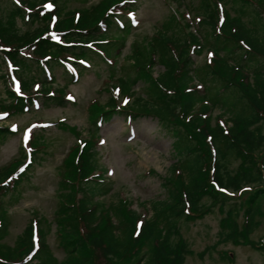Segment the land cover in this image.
<instances>
[{"label": "trees", "instance_id": "16d2710c", "mask_svg": "<svg viewBox=\"0 0 264 264\" xmlns=\"http://www.w3.org/2000/svg\"><path fill=\"white\" fill-rule=\"evenodd\" d=\"M70 1L8 0V8L0 11V78L9 94L8 100L0 102V116L6 118L41 104H62L67 99L58 88V75L67 87L78 80L80 69L94 60L112 64L109 45L122 41L113 39L114 34L124 36L132 28L133 1L96 0L67 9ZM263 3L201 0L199 30L187 36L171 29V17L153 34L161 72L152 75L153 56L145 57L139 50L132 53L135 71L150 76L149 93L124 105L109 99L98 110L96 116L104 119L114 113H124L128 120L140 114L151 116L174 137L171 144L176 162L169 167L173 182L164 178L167 194L150 201L147 217L141 218L123 199L103 207L98 195L108 186L103 173L107 168L99 163L91 143L81 151L74 174L63 177L70 187L60 197H67L68 202H61L56 209L57 231L62 245L68 247L66 258H57L47 239L49 227L38 222H30L13 244L4 242L1 238L9 224L4 195L16 189L10 180L25 161L20 158L0 169V264H30L33 260L35 264H121L124 258L139 264L144 244L147 257L143 264H186L189 248L179 235V219H194L209 210L202 199L209 194L219 200L218 188H264ZM204 31L205 36L201 35ZM193 50L211 54L197 80ZM128 80L118 78L131 96ZM218 102L234 108L232 114H214ZM98 122L95 117V126ZM14 129L0 125V138ZM232 159L239 160L235 168L230 166ZM262 199L264 194L249 199L241 232L235 220L239 207L235 201L229 205L227 223L223 224L227 227L225 238L242 235L247 239L257 224L255 217L262 212ZM113 208L121 228L112 220ZM251 242L264 248V236L260 243Z\"/></svg>", "mask_w": 264, "mask_h": 264}, {"label": "rangeland", "instance_id": "374dc122", "mask_svg": "<svg viewBox=\"0 0 264 264\" xmlns=\"http://www.w3.org/2000/svg\"><path fill=\"white\" fill-rule=\"evenodd\" d=\"M132 1L133 13L129 17L132 28L124 36H112L113 39L120 37L122 41L109 45L113 60L111 65L94 60L90 66L81 68L78 80L67 87L63 86V78L58 75V88L67 99L62 104H41L0 118V125L15 128L7 137L0 138V169L20 158L25 160L10 180L16 189L4 195L9 224L2 241L13 244L16 236L30 222H38L39 226L45 224L49 227L47 239L57 258H66L68 247L62 245L57 231L56 209L61 202H68L67 197H60V193L70 187L65 185L63 177L74 174L73 168L76 170L78 166L81 151L91 143L96 147L99 163L107 168L103 173L109 179L108 186L98 195L104 203L103 207L123 199L140 212L141 218H145L151 213L150 201L166 196L168 184H164V178L173 177L169 167L176 162L171 144L173 135L148 115L140 114L131 120L126 116L124 118V113H114L108 119L96 115L109 99L124 105L138 95L149 93L150 76L135 71L132 53L139 50L145 57L153 56L158 61L159 50L153 48V34L164 28L171 17V29L184 36L199 30L198 6L201 0ZM95 2L72 0L67 9L81 8ZM8 6V0H0V11ZM223 7L226 5L223 4ZM261 8L264 9V3ZM229 12L230 15L234 13ZM221 18L224 21L222 14ZM201 35L205 36L206 31ZM189 46L198 49L196 45ZM210 55L208 50L200 54L191 51L196 80L203 76L204 63L209 61ZM157 61L152 67V75L163 70ZM119 77L127 80L133 77L127 81L131 96L121 88ZM8 98L7 88L0 78V102ZM233 109L228 104L218 102L213 113L223 112L228 116ZM95 117L99 121L97 126L93 123ZM238 162V159H232L230 166L235 168ZM209 174H213L211 168ZM75 180V177L72 178V187ZM218 189L219 200L209 194L202 199L209 210L194 219H179L177 222L179 235L189 248L186 264H264V248L256 247L251 242L260 243L264 236V204L261 214L255 217L257 224L247 239L241 238L242 235L236 239L225 238L227 227L223 226L227 223L229 205L235 201L239 207V215L235 218L237 228L243 231V213L248 201L253 195L257 198L264 194V188L253 189L252 185H247L239 191ZM111 217L117 225L120 224L115 208ZM177 239L179 236H174V240ZM143 252L139 264H143L147 257L145 244L140 250V253ZM30 264H35V260ZM121 264H133V259L124 258Z\"/></svg>", "mask_w": 264, "mask_h": 264}, {"label": "snow or ice", "instance_id": "6c2138e0", "mask_svg": "<svg viewBox=\"0 0 264 264\" xmlns=\"http://www.w3.org/2000/svg\"><path fill=\"white\" fill-rule=\"evenodd\" d=\"M3 115H7L6 113L5 114H3ZM0 118H3L2 116H0ZM25 139L27 140V134L25 135ZM139 227V226H138Z\"/></svg>", "mask_w": 264, "mask_h": 264}]
</instances>
